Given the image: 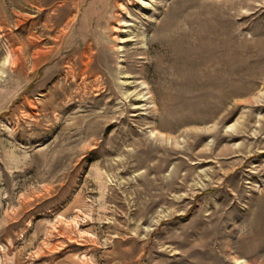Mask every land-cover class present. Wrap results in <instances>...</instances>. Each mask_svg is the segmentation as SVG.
Returning a JSON list of instances; mask_svg holds the SVG:
<instances>
[{"label": "rangeland", "instance_id": "374dc122", "mask_svg": "<svg viewBox=\"0 0 264 264\" xmlns=\"http://www.w3.org/2000/svg\"><path fill=\"white\" fill-rule=\"evenodd\" d=\"M0 264H264V0H0Z\"/></svg>", "mask_w": 264, "mask_h": 264}, {"label": "bare ground", "instance_id": "6f19581e", "mask_svg": "<svg viewBox=\"0 0 264 264\" xmlns=\"http://www.w3.org/2000/svg\"><path fill=\"white\" fill-rule=\"evenodd\" d=\"M136 1H140V0H136ZM130 5H132V3L130 2ZM123 7H124V5H123ZM123 10L125 11V7L123 8ZM123 26L125 27V25H124V22H123V20L121 19V18H119L118 19V24L116 25V27H114V31L119 35H121V34H128V31L127 30H125V29H123ZM115 33V34H116ZM115 39L116 40H120V37L119 36H116L115 37ZM118 42V41H117ZM128 42H133V40H128V41H122V43H128ZM122 50V49H121ZM120 51V50H119ZM122 52V51H121Z\"/></svg>", "mask_w": 264, "mask_h": 264}]
</instances>
